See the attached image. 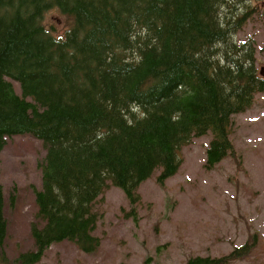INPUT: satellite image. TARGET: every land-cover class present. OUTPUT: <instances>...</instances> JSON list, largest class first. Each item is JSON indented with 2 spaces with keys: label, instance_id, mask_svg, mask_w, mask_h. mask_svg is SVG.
Masks as SVG:
<instances>
[{
  "label": "trees",
  "instance_id": "obj_1",
  "mask_svg": "<svg viewBox=\"0 0 264 264\" xmlns=\"http://www.w3.org/2000/svg\"><path fill=\"white\" fill-rule=\"evenodd\" d=\"M249 7V0H0V156L19 135L46 151L35 247L20 264H40L63 242L98 251L96 205L105 191L122 189L135 209L140 186L158 171L164 186L195 138L212 135L208 170L235 153L234 117L264 93L254 41H237ZM52 9L72 19L61 36L44 23ZM5 210L0 182V263ZM254 238L228 256L185 264H230L254 250Z\"/></svg>",
  "mask_w": 264,
  "mask_h": 264
},
{
  "label": "rangeland",
  "instance_id": "obj_2",
  "mask_svg": "<svg viewBox=\"0 0 264 264\" xmlns=\"http://www.w3.org/2000/svg\"><path fill=\"white\" fill-rule=\"evenodd\" d=\"M249 5L250 16L237 41H254L261 75L264 0H249ZM44 23L56 36L72 27V19L58 9L48 11ZM211 140L208 134L184 147L181 168L164 186L157 182L159 171L145 181L135 209L122 189L110 186L96 205L100 221L95 235L102 241L98 251L86 254L63 242L50 247L40 264H185L191 256H228L254 237V250L230 264H264V93L249 111L234 117L235 153L208 170ZM45 155L42 142L29 135L8 138L1 153L8 238L6 263L0 264H20L19 256L34 250L31 228L37 221L36 191L42 187Z\"/></svg>",
  "mask_w": 264,
  "mask_h": 264
},
{
  "label": "water",
  "instance_id": "obj_3",
  "mask_svg": "<svg viewBox=\"0 0 264 264\" xmlns=\"http://www.w3.org/2000/svg\"><path fill=\"white\" fill-rule=\"evenodd\" d=\"M263 71V70H262ZM261 75L264 76L263 72H261Z\"/></svg>",
  "mask_w": 264,
  "mask_h": 264
}]
</instances>
